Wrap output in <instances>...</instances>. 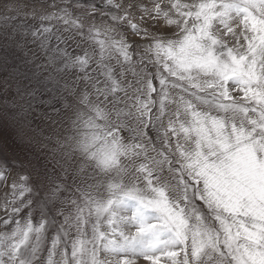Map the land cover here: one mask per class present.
Wrapping results in <instances>:
<instances>
[{"label":"snow or ice","instance_id":"obj_1","mask_svg":"<svg viewBox=\"0 0 264 264\" xmlns=\"http://www.w3.org/2000/svg\"><path fill=\"white\" fill-rule=\"evenodd\" d=\"M0 97V264H264V0H0Z\"/></svg>","mask_w":264,"mask_h":264},{"label":"rangeland","instance_id":"obj_2","mask_svg":"<svg viewBox=\"0 0 264 264\" xmlns=\"http://www.w3.org/2000/svg\"><path fill=\"white\" fill-rule=\"evenodd\" d=\"M59 95V94H57ZM44 101L49 99L48 95H44L42 97ZM4 100L0 97V106H2ZM34 103V110L32 113V121H33V128L36 130L37 135L47 140L48 137H51L53 142L56 140L57 137L66 136L69 134L68 132V125L60 124V123H53V121H59L61 118L58 117L50 107L45 105L36 106ZM59 107V105H57ZM15 139L13 135V128L10 125H5L2 121H0V147H3V152L0 153V156H7L11 158L13 155L19 156L23 158L25 154V149L22 146H18L17 143H13ZM51 147V145H49ZM45 153L47 149L44 150ZM2 195V193H0ZM2 204V201H0ZM3 215V212L0 211V216ZM140 264H143L141 261Z\"/></svg>","mask_w":264,"mask_h":264}]
</instances>
